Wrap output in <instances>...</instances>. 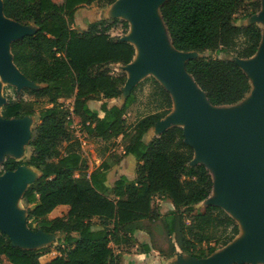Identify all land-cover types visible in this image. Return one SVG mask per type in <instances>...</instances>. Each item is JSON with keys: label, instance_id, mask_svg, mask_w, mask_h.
<instances>
[{"label": "trees", "instance_id": "16d2710c", "mask_svg": "<svg viewBox=\"0 0 264 264\" xmlns=\"http://www.w3.org/2000/svg\"><path fill=\"white\" fill-rule=\"evenodd\" d=\"M1 1L6 17L33 24L34 30L10 44L13 63L32 83L23 90L33 98L7 97L0 113L10 119L33 116L37 110L39 122L28 143L29 156L5 157L0 174L21 165L33 167L37 178L21 195L26 217L34 224L32 230L63 233L65 244L57 247V255L42 262L47 249L16 246L0 231V264H119L111 240L137 229L149 236L145 251L165 256L179 249L201 259L230 242L239 231L238 224L219 206L206 203L212 191L211 173L202 163L190 164L193 149L184 142L183 129L174 125L148 141L143 139L172 105L168 91L154 77L144 81L155 88V108L133 123L126 120L127 110L137 99V85L122 95L127 78L122 66L132 60L134 47L111 36L110 29L120 23L126 33L127 21H93L82 32L72 27L78 7L115 0ZM259 7L260 0H165L160 5L176 50L222 53L220 57H190L184 64L212 105L234 104L250 89L247 74L233 57L248 58L257 51L260 28L245 20ZM241 11L243 22L237 24L234 18ZM67 99L72 101L71 108L64 106ZM90 99L119 102H101L104 115L99 117L87 106ZM70 122L80 124L99 141L121 136L124 154L135 158L136 178H117L111 188L114 198L105 194L108 163L102 161L89 176L84 175L86 158L72 137ZM156 196L171 201L173 210L167 216L154 204ZM199 203H204L202 211L195 210Z\"/></svg>", "mask_w": 264, "mask_h": 264}, {"label": "water", "instance_id": "95a60500", "mask_svg": "<svg viewBox=\"0 0 264 264\" xmlns=\"http://www.w3.org/2000/svg\"><path fill=\"white\" fill-rule=\"evenodd\" d=\"M115 1L123 7L120 10V14L125 15L123 20L130 23L126 35L118 38L129 43L135 39L144 51L139 59H134V48L132 60L122 69L129 66V78L133 81L150 73L168 91L172 101L170 111L147 130L149 134L152 128L156 129L149 139L166 128L180 126L184 142L193 149L190 164L202 163L211 173L212 191L206 203L219 206L235 219L239 229L243 225L247 230L244 237L237 239L235 236L222 246V250H215L205 258L187 255L186 264H257L259 260L264 261V0H260L257 14L245 20L247 23L263 22L259 27L261 40L257 51L248 58L233 57L247 74L250 89L244 98L229 105H212L205 92L186 72L185 61L196 57L198 52H183L172 46L160 14V5L165 0ZM156 3L158 18L154 15ZM24 26L4 15L0 0V75L21 88L32 87V83L13 63L10 44L33 32L34 25L31 31ZM131 29L133 33H130ZM152 69L164 77V83L150 72ZM135 85L123 91L122 95L128 94ZM174 95L177 96L176 109L173 108ZM248 95L242 107L222 109L241 102ZM5 102L0 97V104ZM30 118L33 116L6 119L0 113V154L3 150L17 152L28 141L25 136ZM7 156L18 159L14 155ZM5 157L0 161V169ZM36 178L33 167L26 165L0 174V231L7 234L14 245L23 248H35L45 241L42 233L46 232L27 227L26 208L23 217L22 211L13 207L16 198H21L23 191ZM231 210L241 222L229 213Z\"/></svg>", "mask_w": 264, "mask_h": 264}, {"label": "rangeland", "instance_id": "374dc122", "mask_svg": "<svg viewBox=\"0 0 264 264\" xmlns=\"http://www.w3.org/2000/svg\"><path fill=\"white\" fill-rule=\"evenodd\" d=\"M120 1V0H119ZM119 2L115 1V3L113 4H103V3H99V2H93L89 5H85V6H80L76 9L75 13H74V19H73V25H75V27L77 28H81L84 25H87L90 22L93 21H98V20H103L105 22H110L112 19H114V17H119L120 19H124L125 15L120 14V10H123L122 5H120ZM250 7L246 8V11H250ZM244 12H246L245 10H243ZM243 11L239 12L235 18L234 21L237 24H240L241 20H242V15H243ZM258 11V10H257ZM254 14H257V12H255ZM119 15V16H117ZM124 17V18H123ZM157 18V17H156ZM128 21V20H127ZM255 24L258 25L260 28L263 26V22L262 21H255ZM128 29L130 28V23L128 21ZM24 29H26L27 31H31L33 29V25L32 24H28L24 26ZM128 31V30H127ZM127 33V32H126ZM125 32L122 31V25L120 23L114 25L111 27L110 29V34L113 37H124L126 35ZM130 33H133V29L130 30ZM210 56V57H220L222 55V53H220L219 51H214V52H210V51H206L204 53H198L197 56ZM112 69H117L116 65H111ZM126 72H127V81L125 83V85L122 87L123 91H128L129 88L131 87V85L135 84L137 85V89H136V95H137V99L136 102L127 110L126 113V120L128 123H133L139 116L153 110L156 106V91L155 88L153 86V84L150 81H144L145 78H149L152 77V75L150 73L146 74L145 76H143L141 79L133 81L132 79L129 78V75H131L130 71H128L129 66H125L124 67ZM160 81V80H159ZM161 82V81H160ZM20 85L15 84L13 82H8L5 78H3L0 75V97L4 100H6L7 97H11V98H15L17 95H21L24 99H32L33 97L26 91H24V88L19 87ZM249 95L242 100L241 102L232 105L231 107H223L222 109H236L239 107H242V105L246 102V100L248 99ZM92 102L90 103V107L91 109L94 110H98L99 109V102L101 100H97V99H90ZM108 105H111L112 103H118L119 99H113V100H106ZM40 100L38 101V104L36 105V109H38L39 105H40ZM64 106L65 107H69L71 106V101L70 100H64ZM2 104H0V108H1ZM37 110L35 111V115H33V118L31 119V122L28 124L27 129H26V136L28 138L27 142H24L21 146L20 149L17 152H12L10 150H3L0 154V161L7 155H14L16 156L18 159H25L29 156L30 152H31V148L29 146V141L30 139L33 137V132L35 129V126L37 125V123L39 122L38 120V114H37ZM68 128L71 131L72 137L73 139H76L77 141H79V144H82V142H85V145H87L86 149L87 151H90V149L95 150L96 154L101 157L106 159L109 164H111V166L113 164H119V160L122 156V151L120 146L124 145L125 141L124 140H116V139H112L108 142H103V141H99L96 139H93L91 137V135H88L87 132L83 129V127H73V126H68ZM156 131L155 128L151 129V132L148 134V136H150L152 133H154ZM148 136H146L145 139L148 138ZM93 160V159H92ZM116 175V172H115ZM154 204H156V197L154 198ZM13 207L15 209H20L23 213V217L25 215V208H26V204L23 202V200L21 198H16ZM195 209L198 210H202L203 209V204H198L195 206ZM165 215L167 216V213H165ZM22 217V219H24ZM26 225L28 228H32L34 226V224L30 223V220H26ZM42 249H47L48 251L43 253L42 256L40 257V261L44 262L49 260L50 258L54 257L55 255L58 254V245L57 243H47L43 246H41ZM44 247V248H43ZM47 247V248H45ZM223 247H217L216 250L220 251L222 250ZM190 261H193L194 259H189ZM259 264V263H257Z\"/></svg>", "mask_w": 264, "mask_h": 264}, {"label": "crops", "instance_id": "0c3cea01", "mask_svg": "<svg viewBox=\"0 0 264 264\" xmlns=\"http://www.w3.org/2000/svg\"><path fill=\"white\" fill-rule=\"evenodd\" d=\"M82 6H85V5H82ZM242 22L243 20H241L240 23ZM72 27L77 32H82L86 30L87 25L82 26L80 29L75 27V25L73 24H72ZM67 100L71 101V99H67ZM106 100L107 99H102L99 102L98 110L91 109L90 107V103L92 102L91 100L86 101V104L91 110H94L99 117H102L104 115V112L100 110V104L101 102L106 101ZM71 104H72V101H71ZM68 108H71V106H69ZM146 136H148L147 131L143 135V139L145 141H147L150 137L148 136V138L145 139ZM116 140H119V141L122 140L121 136L117 137ZM86 147L87 145H85V142H82V144H80V150L82 154L84 155V157L86 158V164H87L86 169L83 170L84 175L89 176L91 171L94 170L102 161H105L109 165V167L105 170L106 178L104 180V184L108 188L105 194L108 197L114 198V195L111 192V188L113 187L114 182L117 178H119L120 176H125L130 180H133L136 178L137 162L132 155L124 154L123 145L120 146L121 151H122V156L119 160V164H116L117 163L116 162L112 166L111 164H109V162L106 159L99 157L96 154L95 150L90 149V151H87L86 149H84ZM115 172H116V175H115ZM76 175L79 176L80 174L76 173ZM156 205L161 215H165V213L168 214L171 210H173V205L171 201L161 196H156ZM195 210L202 211L203 209L202 210L195 209ZM94 220H97V219H94ZM244 232H247V230L242 225V227H240L238 231V234H236L235 238L240 237ZM42 234H44L45 241L35 245L36 249H42L41 246L49 242L51 243L56 242L58 246L59 245L64 246L65 244L62 240L63 233L61 232L42 233ZM146 244H149V236L145 231L139 230V229L134 230V232L128 233L126 235L120 234L117 239H113L110 242V246L114 249L115 253L118 254L120 258L119 264H186L188 262L187 261L188 254L181 252L179 249H177L175 254L165 256V255H160L155 250H151L149 252L145 251L143 247ZM179 257L182 259L178 260ZM257 262L261 263L264 261L259 260Z\"/></svg>", "mask_w": 264, "mask_h": 264}, {"label": "bare ground", "instance_id": "6f19581e", "mask_svg": "<svg viewBox=\"0 0 264 264\" xmlns=\"http://www.w3.org/2000/svg\"><path fill=\"white\" fill-rule=\"evenodd\" d=\"M157 3L154 7V15L158 18V13H157ZM131 43L134 45V48H135V58L134 59H139L143 54H144V51H143V47L142 45L135 39H132L131 40ZM165 43L166 45H169L168 41L165 39ZM7 48V47H6ZM7 51V49H6ZM9 56V54H8ZM158 80H160L162 83H164V77L160 76L155 70H151L150 71ZM175 98H177L176 95H174V107L173 108H177V105H176V101H175ZM229 213H231L236 219H238L240 222V218L238 216H236V213L234 211H229ZM247 232H244L240 237H238L237 239H241L242 237H244L246 235Z\"/></svg>", "mask_w": 264, "mask_h": 264}, {"label": "built area", "instance_id": "2783aa9c", "mask_svg": "<svg viewBox=\"0 0 264 264\" xmlns=\"http://www.w3.org/2000/svg\"><path fill=\"white\" fill-rule=\"evenodd\" d=\"M67 119H69V116H67ZM68 126H73V127H81L80 124H77L75 122H70V124Z\"/></svg>", "mask_w": 264, "mask_h": 264}]
</instances>
